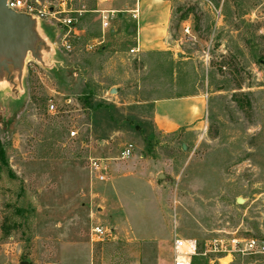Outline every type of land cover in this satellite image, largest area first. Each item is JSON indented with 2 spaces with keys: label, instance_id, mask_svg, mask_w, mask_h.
Here are the masks:
<instances>
[{
  "label": "rangeland",
  "instance_id": "obj_1",
  "mask_svg": "<svg viewBox=\"0 0 264 264\" xmlns=\"http://www.w3.org/2000/svg\"><path fill=\"white\" fill-rule=\"evenodd\" d=\"M32 2L48 48L0 79V264H172L176 237L221 240L214 264H264V0H149L140 24L162 23L163 44L137 54L131 18L101 28L112 2ZM190 97V124L156 119Z\"/></svg>",
  "mask_w": 264,
  "mask_h": 264
},
{
  "label": "built area",
  "instance_id": "obj_2",
  "mask_svg": "<svg viewBox=\"0 0 264 264\" xmlns=\"http://www.w3.org/2000/svg\"><path fill=\"white\" fill-rule=\"evenodd\" d=\"M116 0H100L102 4H108L114 2ZM6 6L8 9L14 11L15 13H21L29 15L36 23H40L43 17L50 12H47V8H39L37 7L32 0H6ZM54 14L57 15H65L68 14L67 11L61 6V10L53 11ZM101 14V28L106 30L110 26L109 17L116 14L117 11H98ZM131 18L137 20L138 18V11L134 10L131 13ZM62 24L68 29L67 34L63 35V39L61 42L62 48L66 49L67 51H71L72 47L67 38L70 34L77 37L78 31L74 28L73 19L70 17H65L62 21ZM185 33H189V28H185ZM139 49L134 47L130 49V54H137ZM50 111H54V105L50 104L49 106ZM76 132H70V137H75ZM132 146L129 145L127 148L123 150L121 153L122 159H127L131 156ZM90 172L93 176L95 181L102 182L106 179L105 177V165L102 161L92 160L90 162ZM91 233L96 237L98 240H103L105 235L107 234V230L102 226H94L91 228ZM235 242V241H234ZM254 241H248L247 243V250H254L255 247ZM236 245L232 246V250H235ZM203 251H199V242L193 238H180L176 237L173 239L172 242V264H195L197 259L204 260L201 264H214V260L211 259L209 256L210 254L219 255L222 253H226L227 249L224 247L223 242L221 240H213L203 244Z\"/></svg>",
  "mask_w": 264,
  "mask_h": 264
},
{
  "label": "water",
  "instance_id": "obj_3",
  "mask_svg": "<svg viewBox=\"0 0 264 264\" xmlns=\"http://www.w3.org/2000/svg\"><path fill=\"white\" fill-rule=\"evenodd\" d=\"M35 24V20L29 15L15 13L8 9L6 0H0V79L7 77L6 81L13 84L14 77L9 66L21 71L25 55L30 53L37 58L40 50L48 48L39 39L34 29ZM162 178L164 175L159 174L158 179ZM237 203L241 204L242 199H237Z\"/></svg>",
  "mask_w": 264,
  "mask_h": 264
},
{
  "label": "crops",
  "instance_id": "obj_4",
  "mask_svg": "<svg viewBox=\"0 0 264 264\" xmlns=\"http://www.w3.org/2000/svg\"><path fill=\"white\" fill-rule=\"evenodd\" d=\"M118 2L116 5H113L114 3ZM166 3V1H165ZM109 4V3H108ZM148 6H149V0H116L115 2H112L111 5H108L107 9H103L104 11H117L116 14L120 15L121 18H131V12L134 10L138 11V19L133 21L136 22V25L132 30L135 33V40L138 41L139 47V52L142 51V42H153L155 46H161L163 43L157 42V39H161L164 37L165 34V27L162 23H160V27H158L159 23L154 24L153 27L154 29H148L147 26H143L140 20H142L148 13ZM115 15V14H114ZM113 15V16H114ZM163 19V18H161ZM151 24V23H150ZM151 32V39H148L147 33ZM143 40V41H142ZM150 40V41H148ZM158 40V41H159ZM161 41V40H160ZM134 48V47H132ZM131 48V49H132ZM150 48L155 51H163V47H146ZM165 50H169L172 52V48L170 47H165ZM144 49V47H143ZM177 53V51H176ZM178 54V53H177ZM195 97H190L186 101H182L180 103L175 102V101H168V102H157L154 104V109L156 113V119L160 122H166L168 121L171 125H188L194 120V114L196 111L199 109V105L197 102H194ZM170 106L169 107H166Z\"/></svg>",
  "mask_w": 264,
  "mask_h": 264
}]
</instances>
